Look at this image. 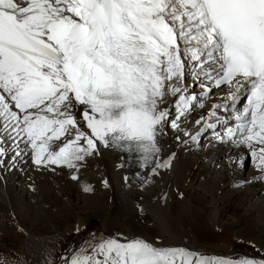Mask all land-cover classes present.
Listing matches in <instances>:
<instances>
[{
	"label": "snow or ice",
	"instance_id": "obj_1",
	"mask_svg": "<svg viewBox=\"0 0 264 264\" xmlns=\"http://www.w3.org/2000/svg\"><path fill=\"white\" fill-rule=\"evenodd\" d=\"M189 65L206 93L205 80L229 86L233 109L248 93L225 135L238 133L264 173V0H0V157L10 140L13 161L30 153L42 167L78 172L101 147L139 152L147 164L165 125L179 129L199 102L185 82ZM169 96L172 120L161 107ZM195 255L101 236L63 264H264Z\"/></svg>",
	"mask_w": 264,
	"mask_h": 264
},
{
	"label": "rangeland",
	"instance_id": "obj_2",
	"mask_svg": "<svg viewBox=\"0 0 264 264\" xmlns=\"http://www.w3.org/2000/svg\"><path fill=\"white\" fill-rule=\"evenodd\" d=\"M197 85L191 89L192 92L198 88ZM223 92V90H220V92L214 93L213 98L208 101L213 100L214 95L218 97ZM204 104H206V107L202 108L199 105L198 108H201L197 112L191 113L192 111H189L192 117L196 116L201 121L200 124L203 122L201 114H204L205 109L208 108L207 101ZM178 123L183 124L180 125V131H176L168 124V133L172 146L176 149L177 160L179 161V168L176 171L178 179L176 186L178 195L181 194L180 196L183 199L173 202L169 212V216L173 221H170V223L175 225V222H178L177 219H179L180 213L184 210L182 220L184 217L187 219L185 228L190 230L199 244L205 245L218 253H211L212 251L210 253L189 251L196 254L194 262L195 259L201 257L209 260L233 261L243 258L257 260V257L262 259L264 257V197H262L261 203H258L255 202V199L251 200L245 187L223 188L225 186H217L214 182L215 176H219V174L214 173L213 167L209 168V178H206L203 169L205 167L208 168L209 162L212 160L211 153L208 154V151H205L206 146L203 144L198 146L196 151L192 153L187 152L186 147L189 137L190 145L200 142L197 137L192 140L193 136H198V124H192L189 127L187 126V119L178 121ZM185 132L189 133V135H185ZM210 136L206 137L204 141L209 140ZM184 140L185 145L182 147ZM236 153V151L232 150L229 156L232 157ZM190 157L191 160L205 158L206 161L203 164L193 163ZM251 157L248 158L247 163L242 164L244 168L242 174L245 176L248 171L253 170V165L257 163ZM252 161L255 162L253 163ZM7 164L9 165V163ZM238 164L239 158H237V162H234L235 166H238ZM104 165V161L98 158L97 162L94 160L87 164L81 173L84 175L98 173L95 167ZM5 167V174L8 180H15L17 181L16 184L19 185L15 184L12 187V193H14V190L16 192L13 197H17V200L8 204V206L0 204V264H35V261L23 252L27 233L41 240L48 239L54 235L58 236L57 242H54L53 245H48L50 254L54 258L59 259L57 264H63L64 258L69 257L74 251L85 247L89 242L93 241L94 237H117L122 242H125L127 240L126 234L129 232L133 235L148 234L155 243H159L161 240L158 228L153 226L150 223V219L143 216V214L136 215L135 221L130 219V215L123 216L121 212L123 206L121 203L115 202V193L112 194V192L108 193L103 190L102 178L89 181L92 191L89 194H85L82 191L78 192L75 185L69 183L71 176L67 175L66 178L62 172H59L60 170L55 171L51 168L40 167L28 172L29 168H25L22 176L16 178L19 174L16 173L13 167H8L10 169V171L8 169V172L7 165ZM24 173L27 178L29 174L31 175L29 177V179L32 177L33 182L31 180V183L37 186V189H35L36 194H40L41 198H44L43 200L47 206L43 216L38 215L41 220L33 218V210H30L32 212L27 210L26 207L29 206L27 197L21 194L17 196L22 187L30 182L29 179L24 180ZM48 175H52L51 178L54 180L52 183H50L51 181L47 183ZM262 175L263 177L261 180L259 179V183H264V173ZM61 179L65 182L63 186H60L58 190L54 189L56 185H59ZM241 189L242 192L239 195L235 193V191ZM185 206L188 207V212L185 210ZM214 208H217L215 211L219 214L217 216L219 219L217 228L210 226L208 221V215ZM78 224H81L82 229L80 232L74 233L73 231ZM144 224L149 226L147 232L143 229ZM176 229L175 232L178 233L179 228L177 226Z\"/></svg>",
	"mask_w": 264,
	"mask_h": 264
},
{
	"label": "bare ground",
	"instance_id": "obj_3",
	"mask_svg": "<svg viewBox=\"0 0 264 264\" xmlns=\"http://www.w3.org/2000/svg\"><path fill=\"white\" fill-rule=\"evenodd\" d=\"M196 71H199V69L193 68L191 65H189L186 70V76H185V82L188 88L192 84L194 85V86L192 85L193 88L198 84L197 85L198 88L195 91L193 92L191 90L189 91L190 93H194L195 95H197L199 101V102H194L195 104L189 110L190 112L192 111L191 113L197 112L206 102V99L213 98V94L215 93L214 88L211 87L212 83L210 81L207 80L204 81L205 84H208L211 87L212 90L210 92L206 93L205 90L199 86V82L196 80V78L193 75V73ZM223 91L224 92L222 93V95L218 97L214 95L213 100L207 101L208 108L205 109L204 114L203 113L201 114L203 116V122L200 125L198 124V130L203 129L202 132H205L208 130L222 128L223 124L226 121L228 122L229 120H234V124L233 121H231L230 126H228L226 130L223 132L224 134L218 133L219 136L224 137L223 140L218 139L217 134H214L209 137L210 138L209 140L207 139L206 141H204V143L196 142L195 144L190 145L189 143L190 137H189L187 139V144H186L187 152L192 153L193 151H196L198 146H202V144L206 146L205 151L206 152L208 151V154L211 153L210 156L212 157L211 162H209L208 168L205 167L203 169L206 178H209V168L213 167L214 173L219 174V176L218 175L215 176L214 183L217 184V186L218 185L219 187L225 186L223 188H227V187L232 188V187H240V186L245 187L246 191L249 192L251 200L255 199V202L261 203L260 201L262 197H264V183H259V179L261 180L263 175L262 172L260 173V170H258L257 166H255L257 163L253 165L254 166L252 167L253 170L247 172L246 176L242 174L243 173L242 171H244L242 164L247 163L248 158L251 157L250 149L247 146L239 143L240 136L238 133L231 139L225 135L227 129L235 128L238 122L234 119L235 112L228 111V109L231 107L233 103L228 98L230 92L229 86H227V89ZM174 100H175L174 97L169 96L167 98V103L165 105H161L162 108H167L170 111L171 115L168 117L169 120L175 119L177 115V110L174 106ZM214 104L221 105V107L214 108ZM199 105H201L200 108H198ZM224 105L228 106L227 110L222 109V106L224 107ZM242 108L240 109L242 110ZM189 111L186 113L184 117H181L179 121L187 119V126L189 125L191 126L192 124L196 125L197 124L196 121H198V119L196 118V116L192 117ZM211 113H214V115H210ZM76 116L78 119L80 118L79 111L76 112ZM0 124H2V121H0ZM208 124H212L214 125V127L209 128L207 127ZM83 126L84 125L82 123V127ZM175 130L180 131V129H175ZM6 136L7 133L0 131V137H6ZM195 137H197V140L199 141L206 139V137L208 136H202L198 134V136ZM3 146L8 148L9 151L6 153L5 156L0 157V160H3L4 162L3 166H0V204L8 206V204H11L17 200V197L16 198L13 197L14 193H16L14 189H13L14 193H12V187L15 186L17 181L8 180L5 174V170H6L5 166L7 165V172L11 166L13 167L16 173L19 174L16 178H20L22 176V172H24L23 170L25 168H29L28 170L29 172V171H33L36 168L39 169L40 167L41 168H46V167L35 165L32 161V157L30 153L28 155H24L22 153L21 157H17L16 160L13 161L12 157L15 156V152L10 150L13 147V141L9 140ZM159 146L162 149V151L159 153L158 156L150 157L147 164H145L144 160L142 159V155L139 152H135V151L130 152L128 150H119L111 147L105 149L101 147L100 154H95L90 157H87L86 161L82 162L83 166L80 167L78 172L75 169H68L66 167H59L55 165H49L47 168H51L55 171L60 170L59 172H62L65 175V177L67 175L71 176L73 173L77 174L79 179L78 180L71 179L69 183L71 185H75L78 192L82 191L85 194H89L92 191V187L89 184V181H91L92 179L102 178L103 190L107 191L108 193L111 192L112 194L115 193V202L121 203V205L123 206V208H121V212L123 216L130 215V219L135 221L136 215L143 214V216L150 219L151 221L150 223H152L153 226L158 228L159 234L161 236L160 242L155 243L148 234L133 235L128 232L126 234L127 240L139 238L159 248H183L192 252L210 253L212 251L211 253L218 254L216 251L212 250L211 248L199 244L196 237L190 232V230L185 228V222H187V219L186 217H184V219L182 220V214L184 213V210L183 212L180 213L179 219H177L178 222H175V225L174 223L173 224L170 223V221L171 222L173 221V219L169 216L171 206L174 201H180L183 199V197L180 196L181 194L178 195V191H177L176 182L178 181V179H177L176 171L179 168L178 167L179 161L177 160L178 157L176 155V149L172 146L171 138L168 133V125H165L164 134L159 137ZM20 148L21 149L24 148L23 143L20 144ZM232 150L236 151L237 153L234 156L230 157L229 154ZM169 157H172L170 167L167 168L157 167L156 174H153L152 168L156 167L157 163H163L165 160H168ZM98 158H101L105 163L104 166L95 167V170L98 173H93L89 175H84L81 173L87 164L93 162L94 160L97 162ZM237 158H239V164L238 166H235L236 163L234 165V162H237ZM191 161L193 163L203 164L206 161V159L199 158V160L192 159ZM249 162L251 161L249 160ZM7 163H9V165ZM23 176L25 178L23 179L26 180L29 179L31 175L29 174L28 175L29 177L27 178V175H25L24 173ZM51 177L52 175L47 176L46 179L47 183L50 181H51L50 183H52L54 181L53 178ZM125 177H127V180H125ZM29 180H30L29 184L23 186L22 189L20 190V193H18L17 196L21 194L27 197L28 199L27 202L29 203V206L26 207L27 210L28 211L33 210L34 211L33 218L35 219L39 218V220H41V218L38 215L40 214L43 216V213L46 211L47 206L43 200L44 198L42 199L40 194H36L35 189H37V186L31 183L32 177ZM105 180H107L108 182L107 186H105V184L103 183V181ZM19 181L21 182V180ZM64 183L65 182L63 181V179H61L59 185H56V188L54 189L58 190V188H60V186H63ZM85 185L89 186L91 188V191L85 192L83 190V187ZM18 188L17 190H19ZM241 192L242 189L239 191H235V193L238 195ZM182 196L184 195L182 194ZM25 209L24 211H26ZM187 209L188 207L185 206V210ZM215 210H217V208L212 209L208 215L209 224L213 228H217L219 226V222H218L219 219L217 218L219 214H217V211ZM188 211L189 210H187V212ZM176 226L179 228L178 233L175 232ZM81 229H82L81 224H78L73 232L74 233L80 232ZM143 229L145 232H147L149 226L144 224ZM25 237H26V241L25 244L23 245V249H24L23 252H25L28 257H31L35 261V264L58 263L57 261L59 259L54 258L50 254V249L48 246L49 244L53 245L54 242H57L58 239L57 235L50 236L48 239H44V240L35 238L32 234H28V233L26 234ZM262 259H264V257H262Z\"/></svg>",
	"mask_w": 264,
	"mask_h": 264
}]
</instances>
